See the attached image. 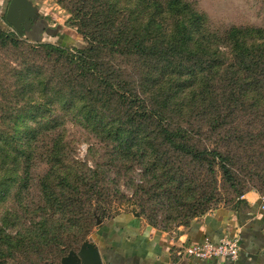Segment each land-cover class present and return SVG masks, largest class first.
<instances>
[{
	"label": "trees",
	"instance_id": "obj_1",
	"mask_svg": "<svg viewBox=\"0 0 264 264\" xmlns=\"http://www.w3.org/2000/svg\"><path fill=\"white\" fill-rule=\"evenodd\" d=\"M60 1L67 4L74 0ZM76 3L70 9L89 44L74 48L40 43L47 53L64 57L73 72L65 76L44 74L42 79L25 76L27 85L32 87L37 81L41 87L37 104L25 107L22 113L48 117L54 110H64L115 147L135 148L132 153L148 170L163 169L156 178H163L170 194L178 192L175 203L186 201L195 192V179L185 174L173 154L212 171L219 165L225 180L234 185L233 156L218 148L193 144L191 125L182 124L175 116L193 112V108L189 112L185 109L195 103L203 106L200 116L208 105V109L214 108L213 113L209 111V126L216 130L243 111L240 101L248 77L254 79L252 84L264 87V29L232 26L223 32L213 30L206 24L205 16L186 0ZM0 40L18 43L14 34L2 28ZM103 51L149 63L155 82L143 88L128 80L123 70L111 71L101 60ZM217 82L225 85L221 87L225 90L222 102L211 90V84ZM237 92L241 94L236 97ZM108 101L127 107L126 118L107 116L104 109H109ZM255 101L258 104L259 98ZM60 117L35 126H19L15 120L8 130L0 128V170L4 172L0 176V204L11 196L19 206L18 210L8 209L6 216L0 218V264H17V255L26 257L27 250L39 251L44 243L57 242L58 231L68 224L82 228L94 219V203L105 212L98 204L104 196L99 170L76 168L75 162L66 165L60 158L67 146L59 130L55 134ZM44 131L53 133L45 146L50 151V167L39 183L41 200L30 204L25 199L31 190L30 159L39 147L38 135ZM149 139L152 142H146ZM158 141L165 143L167 157L174 158L173 162H163ZM145 144H151L150 157L138 151ZM84 206L89 208L83 211ZM72 214L77 218L74 221ZM195 216H188L186 223L190 225Z\"/></svg>",
	"mask_w": 264,
	"mask_h": 264
},
{
	"label": "rangeland",
	"instance_id": "obj_2",
	"mask_svg": "<svg viewBox=\"0 0 264 264\" xmlns=\"http://www.w3.org/2000/svg\"><path fill=\"white\" fill-rule=\"evenodd\" d=\"M30 1L36 7L35 14L39 16L40 19H38L41 22L40 27L38 26L40 32L35 34V37L32 33L30 37L28 34L20 35L4 17L7 22L5 25L7 28L4 30L14 34L18 43L14 41L3 43L0 40V128L8 130V125L14 124L15 120L19 126L22 124L35 126L61 116L60 125L56 124L58 127L55 134L57 135L59 130L67 146L66 152L60 158L66 165L75 162L76 168L80 166L82 169L99 170L104 196L98 204L104 208L105 212L99 211L97 203H94L92 221L84 224L82 228L74 224L61 228L58 231L60 239L57 242L44 243L39 251L37 248L27 250L26 257L17 255L18 258L15 261L17 264L21 262L22 264L60 263L62 257L70 250L79 251L85 242L96 243L94 232L99 225L122 213L134 214L141 218L144 225L169 232L189 226L186 223L188 216L196 215L194 218L196 219L218 210H234L240 207L242 198L247 192L256 191L264 194V87L252 84L254 82L252 77H248L244 85V96H241L240 106L243 111L238 112L237 116L223 127L216 130L210 128L209 111L213 113L214 108L208 109V105L205 106L206 112L199 116L200 108L203 107L200 103H195L193 107H186L185 110L188 112L193 108L194 114L191 111L184 116L180 114L175 116L180 118L182 124L191 125L187 126L193 130L191 133L193 144L200 148H218L232 155L235 161L233 166L235 184L231 185L225 180L219 165L212 171L209 167L194 164L189 159L173 154V157L178 159L177 164L185 169V174L188 173L195 179L193 183L195 192L182 203L174 201L177 200L176 190L170 194L163 178H156L162 174L163 169L160 168L159 172H155L154 168L148 170L144 163L132 153L135 148L122 150L120 147H115L114 143L104 141L102 136L77 122L71 114L66 115L64 110H54V113L48 117L40 113L30 115L22 113L25 107L37 104L36 99L39 98L38 93L41 87L37 81L32 87L27 85L25 76L42 79L44 74L65 76L72 71L64 57L47 53L46 50L41 49L40 43L61 44L74 48H83L89 44L88 38L75 22L70 9L77 5V0L67 4L60 0ZM186 1L205 16L206 24L213 30L223 32L232 26L264 29V0ZM100 56L111 71L114 70L116 73L123 70L128 80L138 82L143 88L155 82L153 70L145 61L127 59L118 53L107 51H103ZM223 86L225 85L220 82L211 84V90L214 96H217L218 102L223 101L221 98L225 92L221 90ZM62 91L66 92L65 89ZM157 92L155 88V94ZM240 94L237 92L236 97ZM256 97L259 98L258 104L255 101ZM107 104L109 109H104L107 116L126 118L125 112L129 110L127 107L117 102L108 101ZM52 134V132L44 131L38 135L39 140L36 146L39 147L30 159L31 190L25 197L30 204L41 200L39 183L50 167L48 163L50 151L45 146ZM151 139L146 142H152L153 139ZM157 144L160 147L159 154L163 162H173L174 158L169 160L167 157L165 143L158 141ZM150 145H141L139 153L148 157L152 150ZM3 174L4 172L0 170V176ZM8 198L0 204L1 219L6 216L8 209H19L15 198L11 196ZM87 208L89 206H84L82 210L86 211ZM72 216L73 221L77 219L74 214ZM91 222H93L91 227L87 226Z\"/></svg>",
	"mask_w": 264,
	"mask_h": 264
},
{
	"label": "crops",
	"instance_id": "obj_3",
	"mask_svg": "<svg viewBox=\"0 0 264 264\" xmlns=\"http://www.w3.org/2000/svg\"><path fill=\"white\" fill-rule=\"evenodd\" d=\"M9 3L10 0H0L2 29L7 28ZM38 26L33 35L40 32ZM242 199L234 210L208 213L187 227L169 232L144 225L134 214L122 213L99 225L94 239L104 264H232L224 259L191 257L185 248L204 239L217 243L225 236L237 235L241 238V251L235 264H264V194L250 191Z\"/></svg>",
	"mask_w": 264,
	"mask_h": 264
},
{
	"label": "water",
	"instance_id": "obj_4",
	"mask_svg": "<svg viewBox=\"0 0 264 264\" xmlns=\"http://www.w3.org/2000/svg\"><path fill=\"white\" fill-rule=\"evenodd\" d=\"M36 7L30 0H10L6 20L13 25L20 35L31 36L32 29L37 27L39 16ZM47 264H104L103 255L95 242H85L79 251L71 250L62 257L60 263Z\"/></svg>",
	"mask_w": 264,
	"mask_h": 264
},
{
	"label": "built area",
	"instance_id": "obj_5",
	"mask_svg": "<svg viewBox=\"0 0 264 264\" xmlns=\"http://www.w3.org/2000/svg\"><path fill=\"white\" fill-rule=\"evenodd\" d=\"M241 251V238L237 235L225 236L214 243L208 239L194 242L185 248V253L191 257L203 260H228L232 264L239 259Z\"/></svg>",
	"mask_w": 264,
	"mask_h": 264
},
{
	"label": "flooded vegetation",
	"instance_id": "obj_6",
	"mask_svg": "<svg viewBox=\"0 0 264 264\" xmlns=\"http://www.w3.org/2000/svg\"><path fill=\"white\" fill-rule=\"evenodd\" d=\"M38 18H39V17H38ZM38 18L34 20V21H36V20H37V22H38L36 25H38V24H40V23H41V22L39 21V19H40V18H39V19H38ZM34 30H35V29H32V31H31V33H32V34L34 33V32H33Z\"/></svg>",
	"mask_w": 264,
	"mask_h": 264
}]
</instances>
